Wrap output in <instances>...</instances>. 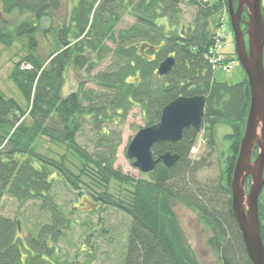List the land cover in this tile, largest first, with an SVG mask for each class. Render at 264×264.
<instances>
[{
    "label": "trees",
    "instance_id": "trees-1",
    "mask_svg": "<svg viewBox=\"0 0 264 264\" xmlns=\"http://www.w3.org/2000/svg\"><path fill=\"white\" fill-rule=\"evenodd\" d=\"M185 3L197 9L195 19L189 27L168 31L163 21L177 26L175 21ZM225 5L226 0H76L67 26L42 31L41 19L52 21L61 8L60 0H0L4 17L0 20V45L10 47L25 39L28 51L10 76L27 108L0 92V203L4 197L21 204L39 202L51 217L38 236L23 239L16 221L0 215V264H56L51 261L55 246L49 243H56L67 228L63 207L54 195L58 181L130 218L124 264H200L172 210L173 202L198 213L211 233L208 244L221 264H251L233 215L231 193L250 90L246 76L235 85L216 81L206 59L214 44L216 16ZM126 16L134 24L116 31ZM242 19L246 21L247 16ZM38 34H53L56 41L44 60L35 54ZM168 57L175 58V65L168 75L160 77L157 70ZM107 60L110 68L92 75ZM69 70L87 74L96 88H86L82 82L76 91L65 95ZM195 96L206 97L202 129L211 150L216 146V128H231L226 136L230 149L225 184L203 187L197 183L195 175L202 167L189 159L198 138L193 128L186 129L179 142L153 147L156 158L171 152L180 159L170 169L157 164L150 180H134L114 170L119 142L115 135L103 132L107 123L116 117L124 121L138 108L150 127L160 121L169 103ZM86 122L102 130L105 151L99 155L77 142ZM44 139L64 153L55 158L54 149L40 152ZM257 154L258 149L254 157ZM73 158L78 161L76 167L71 163ZM63 162L77 173L67 170ZM114 182L119 184L118 199L111 191ZM123 192L128 193L126 197ZM259 215L264 243L261 202Z\"/></svg>",
    "mask_w": 264,
    "mask_h": 264
},
{
    "label": "rangeland",
    "instance_id": "rangeland-1",
    "mask_svg": "<svg viewBox=\"0 0 264 264\" xmlns=\"http://www.w3.org/2000/svg\"><path fill=\"white\" fill-rule=\"evenodd\" d=\"M60 1L61 8L54 13L51 28L58 29L62 25L67 26L69 24L70 12L76 2V0ZM262 8L264 13V0H262ZM196 13L197 9L194 6L185 3L181 5L180 21H175V23L179 22L177 26L169 25L170 21L167 20H164L163 23L168 31H172L176 27L177 31H179L181 26H190L195 19ZM216 17H218V21L224 22L228 26L226 30L228 39L225 41V51L228 54L235 53V40L230 27L229 15L225 7ZM3 18L0 12V20ZM133 24L134 20L130 16H126L117 26L116 31L129 28ZM37 40L39 46L35 54L44 60L56 46L55 37L53 34L46 37L43 34H38ZM107 44L110 49L114 48L113 44ZM27 54L25 39L15 42L10 47L0 45V92L7 98L15 99L24 110L27 108V102L10 76L15 65ZM110 66V61L107 60L92 75L107 70ZM244 77L245 73L239 61H235L232 71H217L214 75L216 81L228 83L229 85L242 82ZM82 82L86 88H96L93 83L89 82L87 74H76L72 70H69L65 84V95L76 91ZM145 127L144 116L138 108L131 111L124 121H120L119 117H116L104 126L103 132L115 135L117 142H119L114 155V170H119L123 175L131 177L134 180H150L149 175L142 174L138 169L133 167L132 161L127 157L130 143L136 134ZM215 131L216 146L214 149L211 150L208 147L204 140L202 129L198 133L197 141L189 154V159L199 163L202 167L196 172L197 174L195 173V179L203 187L209 185L220 186L221 182L224 183L225 162L227 156H229L230 149V142L226 136L231 133V128L226 125H219ZM100 133H102L101 128H96L94 125L86 122L78 134L77 142L87 149L89 153L99 155L105 151ZM47 149L57 151V156H54L55 158L64 153L61 149H55V147L47 142V139H44L41 143L40 152L47 153ZM71 163L75 167L78 165V161L74 158L71 160ZM63 164L73 174L77 173L71 165L65 162ZM118 185L116 182L111 185V191H113L117 199ZM247 188L248 192L249 187ZM128 189L131 188L128 187ZM122 194L126 197L128 193L123 192ZM54 195L57 203L63 207L67 228L64 230V236L60 237L56 243H49L50 247L55 246L51 261L56 264H124L131 226V220L128 216L112 207L100 205L99 203L101 202L89 197L86 192H82V190L75 191L71 186L61 181H58L54 186ZM260 202L264 212V192L261 195ZM0 204V215L16 221L17 226L21 229L19 237L23 239L38 236L43 226L51 223L50 214L42 210L39 202L29 201L21 204L14 198L4 197ZM172 210L180 223L194 259L200 264H221L219 256L211 250L208 244L211 233L200 220L198 213L186 208L182 204L174 202L172 203Z\"/></svg>",
    "mask_w": 264,
    "mask_h": 264
},
{
    "label": "water",
    "instance_id": "water-1",
    "mask_svg": "<svg viewBox=\"0 0 264 264\" xmlns=\"http://www.w3.org/2000/svg\"><path fill=\"white\" fill-rule=\"evenodd\" d=\"M230 24L235 40L238 61L246 74L250 90V105L244 136L231 181L232 211L251 264H264V243L261 233L259 202L264 190V13L262 0H227ZM247 16L244 22L242 17ZM245 24L246 31L242 25ZM43 31L51 28V20L40 21ZM175 58L168 57L158 68L160 77L168 75ZM206 106L205 96L180 97L162 111L160 122L141 129L127 150L133 167L144 174L154 171L162 162L174 167L180 156L166 152L155 158L153 147L179 142L186 129L200 132ZM258 154L254 159V152ZM250 178V189L246 183Z\"/></svg>",
    "mask_w": 264,
    "mask_h": 264
},
{
    "label": "built area",
    "instance_id": "built-area-1",
    "mask_svg": "<svg viewBox=\"0 0 264 264\" xmlns=\"http://www.w3.org/2000/svg\"><path fill=\"white\" fill-rule=\"evenodd\" d=\"M222 31H224V28H222ZM225 39V33H220L218 35V37L216 38L215 45L208 52L207 58L209 60V63L212 65L213 69L223 72H229L233 69L234 64L226 62V57L222 54L223 43Z\"/></svg>",
    "mask_w": 264,
    "mask_h": 264
}]
</instances>
